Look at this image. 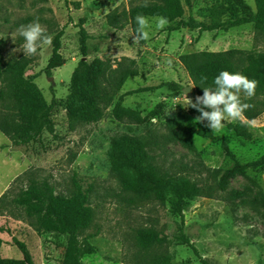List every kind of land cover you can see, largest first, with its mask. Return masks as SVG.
Listing matches in <instances>:
<instances>
[{
    "label": "rangeland",
    "instance_id": "1",
    "mask_svg": "<svg viewBox=\"0 0 264 264\" xmlns=\"http://www.w3.org/2000/svg\"><path fill=\"white\" fill-rule=\"evenodd\" d=\"M180 1L184 22L192 18L215 27L245 17L234 0ZM243 1L256 12L254 0ZM139 5L127 0H0V57L27 62L24 79L37 86L51 123L28 144L0 132L1 260L23 264L16 240L26 246L33 264H62L68 236L44 231L18 205L34 181L46 182L65 198L73 195L75 184L87 195L92 223L78 240L96 254L82 264H264V167L236 175L221 188L222 176L236 164H253L264 156V113L254 122L228 119L216 132L207 121L197 123L191 108L182 104L188 88L195 100V88L180 63L184 56L203 52L264 54V33L251 24L202 34L189 29L168 33L167 25L157 29L156 19H149L150 37L140 44L130 27L115 31L107 24L114 11ZM37 19L52 42L25 56L17 30ZM80 27L89 37L85 59ZM59 34L63 67L48 73ZM81 61L103 64L95 82L97 69L89 72L92 85L76 101L77 106L94 102L101 117L71 125V77ZM125 75L136 77L123 84ZM169 84L177 86L175 91ZM18 108L15 100L0 102V123L10 129L21 126ZM240 124L250 139L236 135L234 126ZM122 139L132 142L129 151L136 143L143 147V168L195 185L198 196L185 203L181 218L172 213L171 199L160 204L121 188L109 155L113 141ZM181 232L198 256L180 245ZM145 233H155L163 244L143 249Z\"/></svg>",
    "mask_w": 264,
    "mask_h": 264
},
{
    "label": "trees",
    "instance_id": "2",
    "mask_svg": "<svg viewBox=\"0 0 264 264\" xmlns=\"http://www.w3.org/2000/svg\"><path fill=\"white\" fill-rule=\"evenodd\" d=\"M128 2L139 1L141 5L131 7L129 10L114 11L107 19V24L115 31H123L130 27L135 37L136 16L143 14L149 19L166 17L168 20L167 32L174 33L182 29L192 31L198 30L200 34L216 31L221 28H236L244 25H253L256 32L264 33V0H254L256 12L243 0H234L237 9L245 16L222 26L207 27L193 20L183 21L184 9L180 0H127ZM62 34H59L53 41V51L48 62L46 71L63 67V59L60 55ZM89 37L86 31L80 27V54L82 59L87 57V41ZM144 40L138 41L140 44ZM180 63L189 76L195 87L194 96L203 95L202 86H213L214 78L221 71L240 72L250 79L258 81V86L253 97L245 98L241 93L242 102L252 105L247 109L243 117L247 122H254L264 113V54H245L238 51L226 53H199L184 56ZM28 67L25 60L4 61L0 57V81L3 89L0 90V102L15 100L18 104L19 117L22 125L10 129V126L0 123V132L5 136H13L18 144H28L38 137L43 129L51 125L48 120V108L37 86L32 81L24 79V73ZM96 68L94 82L101 75L103 64L95 61L92 65L81 61L71 77V94L68 98L67 109L70 124L80 121L86 124L96 123L100 120L101 112L97 110L94 102L88 105H76L77 99L83 91L92 85L89 72ZM135 75H125L122 79L124 84L128 78ZM202 77L207 80L202 83ZM172 91L177 87L174 84L166 85ZM190 114L195 117L200 113L191 108ZM238 137L250 139L245 126H234ZM207 138L204 133L199 134ZM134 151H129L132 142L128 139L115 140L111 146L109 155L113 167L114 178L121 188L133 196L144 200L165 204L171 199V211L173 214L182 217V209L185 203L198 196L195 185L185 178L176 181L162 175L154 168H143L140 155L143 147L136 143ZM264 167V156L253 164L240 166L235 165L234 169L227 171L221 179V188L226 182L236 175L245 176L248 170H258ZM75 191L69 198L56 195L54 190L46 183L32 181L29 188L23 192L18 200V205L24 209L28 218L33 219L37 226L46 232H53L60 236H68V243L65 248L62 264H82V260L96 254L95 249L89 244L81 245L78 236L85 232L92 223V215L87 207L88 197L82 188L75 184ZM180 245L189 247L196 256V249L190 244L181 232L179 237ZM164 240L158 238L155 233H145L141 237L140 245L143 249L152 246H161ZM13 245L23 256V264H33L30 253L26 246L13 240ZM1 246V242H0ZM202 264H207L201 260ZM0 264H16V262L1 260Z\"/></svg>",
    "mask_w": 264,
    "mask_h": 264
},
{
    "label": "clouds",
    "instance_id": "3",
    "mask_svg": "<svg viewBox=\"0 0 264 264\" xmlns=\"http://www.w3.org/2000/svg\"><path fill=\"white\" fill-rule=\"evenodd\" d=\"M137 27L135 29V42L148 40L150 33L149 18L143 14L136 16ZM168 24L166 17L156 18V28L163 29ZM19 35L24 38L21 48L25 56L35 55L38 48L49 45L52 37L46 34L45 28L35 20L27 25H21L17 30ZM14 40V37H13ZM207 77H202V83ZM258 81L250 79L240 72L221 71L213 81V86H202L203 95L190 98L186 92H183L185 108L196 109L200 115L196 117L197 123L207 121V127L213 132L219 131L223 127L224 121L240 120L244 112L252 105L242 102L241 93L245 98H251L255 95ZM187 87V86H186ZM195 88L196 86H191Z\"/></svg>",
    "mask_w": 264,
    "mask_h": 264
},
{
    "label": "water",
    "instance_id": "4",
    "mask_svg": "<svg viewBox=\"0 0 264 264\" xmlns=\"http://www.w3.org/2000/svg\"><path fill=\"white\" fill-rule=\"evenodd\" d=\"M50 81L52 82V80H50ZM184 92H186L189 97L192 95L191 89H189V88L187 90H184Z\"/></svg>",
    "mask_w": 264,
    "mask_h": 264
}]
</instances>
